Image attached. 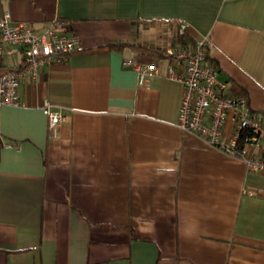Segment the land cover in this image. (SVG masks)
Masks as SVG:
<instances>
[{"label":"crops","instance_id":"obj_1","mask_svg":"<svg viewBox=\"0 0 264 264\" xmlns=\"http://www.w3.org/2000/svg\"><path fill=\"white\" fill-rule=\"evenodd\" d=\"M80 49L0 106V264H264V171L177 126L179 25L264 117V0H0ZM182 44V43H180ZM124 58L156 62L138 86ZM21 65L19 48L4 60ZM65 115L49 128L44 106ZM234 121L228 112L222 137ZM248 152L264 157V142Z\"/></svg>","mask_w":264,"mask_h":264},{"label":"built area","instance_id":"obj_2","mask_svg":"<svg viewBox=\"0 0 264 264\" xmlns=\"http://www.w3.org/2000/svg\"><path fill=\"white\" fill-rule=\"evenodd\" d=\"M64 22L53 18L48 27L35 33L24 21L13 20L9 11L0 15V106H19V82L33 79L38 70L51 61L62 60L80 49V38L74 31H63ZM185 24L179 25L184 33ZM207 43L177 44L167 49L178 64L167 66V75L181 84L177 126L186 132H193L214 147L240 158L252 171H264V157L248 152L250 145L264 142V117L253 114L247 97L234 95L225 80L218 77V69L207 56ZM21 51V65H7L4 60L15 48ZM122 64L132 68L138 86L146 84L157 76L156 62L142 63L135 58H124ZM233 114L232 136L222 137L228 112ZM49 128L53 129L65 120V115L44 106ZM245 132L242 145L237 146L241 132Z\"/></svg>","mask_w":264,"mask_h":264},{"label":"trees","instance_id":"obj_3","mask_svg":"<svg viewBox=\"0 0 264 264\" xmlns=\"http://www.w3.org/2000/svg\"><path fill=\"white\" fill-rule=\"evenodd\" d=\"M176 38L177 40L180 42V43H195L194 41L190 40L186 35L185 33H178L176 34ZM252 112V111H251ZM254 114V113H253ZM257 115V113H255ZM244 134L245 132H241V135L240 137L238 138V141H237V146H241L242 145V142L244 140Z\"/></svg>","mask_w":264,"mask_h":264}]
</instances>
